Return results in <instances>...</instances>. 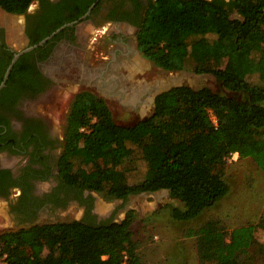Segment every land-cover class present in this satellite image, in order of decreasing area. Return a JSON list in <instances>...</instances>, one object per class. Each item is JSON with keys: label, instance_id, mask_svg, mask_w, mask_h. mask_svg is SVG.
Here are the masks:
<instances>
[{"label": "trees", "instance_id": "1", "mask_svg": "<svg viewBox=\"0 0 264 264\" xmlns=\"http://www.w3.org/2000/svg\"><path fill=\"white\" fill-rule=\"evenodd\" d=\"M35 1L0 0V9L23 15ZM95 1H60L56 6L68 14L59 16L38 37L29 35V44L79 19ZM137 25L139 48L155 65L168 71L213 73L236 95L207 86H175L156 96L149 117L122 125L114 120L104 98L86 90L76 93L58 167L60 188L74 189L75 198L88 204L87 214L82 219L38 222L1 232L0 264H141L132 231L134 210L120 221L112 217L98 221L91 214L93 200L83 191L100 193L106 200H125L165 189L181 203L169 206L171 217L184 222L229 194L223 167L232 154L252 158L264 172V0H151ZM1 49L6 53L5 43ZM7 53L0 83L13 57ZM30 53L15 62L0 94H10L17 79L19 92L37 82V67L32 71L26 62ZM139 158L145 161L146 172L139 181L130 182ZM10 184L18 181H11L9 170H0V191ZM26 184L23 204L31 197L28 179ZM55 195L49 198L55 205L69 200ZM255 227L248 224L228 231L218 220H210L189 235L198 238L202 261L247 264L240 254L252 244Z\"/></svg>", "mask_w": 264, "mask_h": 264}, {"label": "flooded vegetation", "instance_id": "2", "mask_svg": "<svg viewBox=\"0 0 264 264\" xmlns=\"http://www.w3.org/2000/svg\"><path fill=\"white\" fill-rule=\"evenodd\" d=\"M48 1L54 5L38 0L35 6L29 8L27 14H23L26 44L21 48L10 43L7 26L0 24V75L3 62L9 56L7 52L13 53L14 57L15 53L30 45L29 35L38 37L59 16L68 14V10L61 12L59 6H56L62 0ZM150 1L96 0L79 19L62 24L58 28L65 26L58 32L53 34L58 29L56 28L47 35L51 37L44 44L28 51L31 53L26 62L32 66V71L35 67L39 71L37 82L34 81L33 86L19 92L15 89L17 79L13 81L15 85L10 94H0V170H9L11 181H18V184H10L5 191H0V199L5 200L8 205L7 212L13 217L16 225L14 228L38 223V220L46 216L45 213L50 212L48 215L54 216L56 211L66 209L73 203L84 208V216L87 214L88 204L75 198L74 189L63 190L66 188L64 186L60 188L63 183L59 177L58 162L63 152L64 134L61 135L53 127L51 118L43 111L30 107L46 94L52 93L58 86L57 78L66 77L68 84L79 83L87 88L91 87L94 91L84 90L105 100L119 99L129 107L144 108L143 112L137 111L136 114L154 110L156 96L154 101L151 97L159 84L149 85L145 80L138 79L142 72H145L148 58L143 55L138 45L137 23ZM83 23L94 30V43L106 38L110 45L103 44L100 48L93 45L86 49L84 38L79 32ZM3 43L6 45V53L1 49ZM99 53L101 55H98ZM96 54L100 58L92 60ZM135 58L141 61L140 65L135 62ZM33 76L35 77L36 73ZM146 85H149V89L147 87L145 91ZM136 94L141 95L138 97ZM133 96L136 100H131ZM26 179L30 183L29 196L31 195L32 199L29 197L23 204L21 196L23 186L27 187ZM85 191L90 193L86 194ZM85 191L84 197H91L93 200L91 214L95 215L98 221L106 219L96 214L98 212L95 211L92 191ZM55 194H58L61 200H69L65 205H55L49 200L56 197ZM9 229L13 228L5 230Z\"/></svg>", "mask_w": 264, "mask_h": 264}, {"label": "rangeland", "instance_id": "3", "mask_svg": "<svg viewBox=\"0 0 264 264\" xmlns=\"http://www.w3.org/2000/svg\"><path fill=\"white\" fill-rule=\"evenodd\" d=\"M35 4L36 1L30 7L32 8ZM233 15L236 16V13L233 12ZM0 24L7 26L11 44L18 48L26 44L23 34V15L7 14L0 9ZM80 26L82 28L80 27L79 32L84 38L86 49L93 45L97 48L102 47L103 44L110 45V41L106 38L99 39L94 43L92 41L94 30L85 26V23ZM97 58L100 57L96 54L92 60ZM135 62L138 65L141 64L137 58H135ZM144 70L145 72L143 71L138 79L145 80L149 85L167 86L170 81H173L174 84L188 85L195 89L207 86L223 94L236 95L226 89L214 75L197 77L194 76L195 71L191 69L168 71L158 67L149 59H147ZM252 78L256 80L257 75ZM57 81L58 86L51 94H46L38 102L32 103L33 105L30 107L43 111L49 116L53 127L63 135L67 116L76 93L84 89L94 90L79 83L68 84L69 80L66 77L57 78ZM149 85L145 86V91L147 87L149 89ZM140 95L136 94L138 97ZM131 100H136V97L133 96ZM106 102L114 120L122 125H132L151 115L153 110L150 109L142 114L137 113L139 114L137 115V111H144L143 107H129L119 99H106ZM211 116H215L212 111ZM145 172L146 163L139 158L136 170L129 175V181H139ZM223 172L225 180L231 186L229 194L215 206L206 209L201 215L190 221H176L171 217L169 206H180L181 203L172 198L168 190L133 194L126 200H106L102 194L92 191L95 198V211L101 218L112 217L116 221H120L125 218L129 210H134L136 217L132 224V231L137 243L136 253L141 264H215L212 261H202L198 253V238L195 235H189L192 230L201 227L210 220H218L228 231L234 227L255 224L252 244L245 253L240 254V257L247 264H264V172L252 158H241L238 153L232 154L227 159ZM85 193L89 194L90 192L85 191ZM7 210L6 201L0 199V232L16 227L13 217L8 214ZM48 213L50 212L45 213L46 216L38 222L80 219L84 216V208L73 203L66 209L56 211L54 216H49ZM46 253L48 250L45 251Z\"/></svg>", "mask_w": 264, "mask_h": 264}, {"label": "water", "instance_id": "4", "mask_svg": "<svg viewBox=\"0 0 264 264\" xmlns=\"http://www.w3.org/2000/svg\"><path fill=\"white\" fill-rule=\"evenodd\" d=\"M70 24H71V23H70ZM64 26H65V25H64ZM64 26L58 28L53 34H55L56 32H58V31H59L60 29H62ZM50 37H51V36H47V37H45L44 39H42L39 43H37V44H33V45H28V46L25 47L24 49H22V50L18 51L17 53H15V55H14V57H13L11 63L9 64V66H8L6 72H5V75H4V77H3V80H2L1 83H0V90L6 85L7 80H8V78H9V75H10V72H11L13 66H14V63L18 60V58L20 57V55L23 54V53H25V52H28V51H31V50L35 49V48L38 47L39 45L44 44V43L47 41V39H49ZM208 75H214V74H213V73H197V74H196V72H194V76H197V77H198V76L206 77V76H208ZM214 76H215V75H214ZM180 85H181V84H174L173 81H170V84H168L167 86H158V88H157L156 91H155V94L151 97V100L154 101L155 96H157L158 94H160V93H162V92H164V91H167V90L171 89L172 87L180 86ZM152 113H153V110H152ZM152 113H151V114H152ZM149 116H150V115H149ZM149 116H147V117H149ZM147 117L142 118V119H146ZM140 120H141V119H140ZM163 190H165V189H163Z\"/></svg>", "mask_w": 264, "mask_h": 264}, {"label": "built area", "instance_id": "5", "mask_svg": "<svg viewBox=\"0 0 264 264\" xmlns=\"http://www.w3.org/2000/svg\"><path fill=\"white\" fill-rule=\"evenodd\" d=\"M212 119H213V121L216 123L217 122V119H216V117L215 116H212ZM236 153H234L233 155H235Z\"/></svg>", "mask_w": 264, "mask_h": 264}, {"label": "bare ground", "instance_id": "6", "mask_svg": "<svg viewBox=\"0 0 264 264\" xmlns=\"http://www.w3.org/2000/svg\"><path fill=\"white\" fill-rule=\"evenodd\" d=\"M98 206L100 207V205L98 204ZM99 209H101V208H99Z\"/></svg>", "mask_w": 264, "mask_h": 264}, {"label": "crops", "instance_id": "7", "mask_svg": "<svg viewBox=\"0 0 264 264\" xmlns=\"http://www.w3.org/2000/svg\"><path fill=\"white\" fill-rule=\"evenodd\" d=\"M7 14H11V13H7Z\"/></svg>", "mask_w": 264, "mask_h": 264}]
</instances>
